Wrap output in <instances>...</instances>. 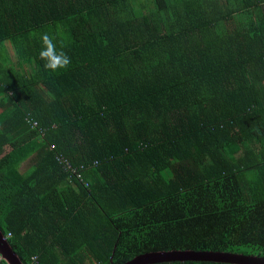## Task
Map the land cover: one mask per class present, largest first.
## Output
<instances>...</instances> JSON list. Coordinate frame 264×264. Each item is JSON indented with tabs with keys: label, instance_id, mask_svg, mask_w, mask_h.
<instances>
[{
	"label": "trees",
	"instance_id": "16d2710c",
	"mask_svg": "<svg viewBox=\"0 0 264 264\" xmlns=\"http://www.w3.org/2000/svg\"><path fill=\"white\" fill-rule=\"evenodd\" d=\"M43 32L67 69L43 67ZM0 45V231L22 264L264 258V0H0Z\"/></svg>",
	"mask_w": 264,
	"mask_h": 264
},
{
	"label": "water",
	"instance_id": "95a60500",
	"mask_svg": "<svg viewBox=\"0 0 264 264\" xmlns=\"http://www.w3.org/2000/svg\"><path fill=\"white\" fill-rule=\"evenodd\" d=\"M0 250H2V252H0L2 260L8 262V264H22L20 259L8 245L1 231ZM173 261H213L226 264H264V258L194 251H169L148 253L135 257L125 264H156Z\"/></svg>",
	"mask_w": 264,
	"mask_h": 264
},
{
	"label": "clouds",
	"instance_id": "9594fccd",
	"mask_svg": "<svg viewBox=\"0 0 264 264\" xmlns=\"http://www.w3.org/2000/svg\"><path fill=\"white\" fill-rule=\"evenodd\" d=\"M42 48L39 58L43 61V67L50 72H58L67 69L71 63L70 57L65 51L57 50L56 37L48 32L40 35Z\"/></svg>",
	"mask_w": 264,
	"mask_h": 264
},
{
	"label": "built area",
	"instance_id": "2783aa9c",
	"mask_svg": "<svg viewBox=\"0 0 264 264\" xmlns=\"http://www.w3.org/2000/svg\"><path fill=\"white\" fill-rule=\"evenodd\" d=\"M63 168H65L66 171H69L71 174H73L77 179H81V169L83 168H76V167H72L67 163H64ZM87 185V183H86ZM2 260L1 256H0V261Z\"/></svg>",
	"mask_w": 264,
	"mask_h": 264
},
{
	"label": "rangeland",
	"instance_id": "374dc122",
	"mask_svg": "<svg viewBox=\"0 0 264 264\" xmlns=\"http://www.w3.org/2000/svg\"><path fill=\"white\" fill-rule=\"evenodd\" d=\"M10 47L7 45V46H4V45H0V59H3L5 57L7 58H10ZM8 54L7 56H4L5 54ZM6 262V261H5ZM8 263V262H6Z\"/></svg>",
	"mask_w": 264,
	"mask_h": 264
},
{
	"label": "snow or ice",
	"instance_id": "6c2138e0",
	"mask_svg": "<svg viewBox=\"0 0 264 264\" xmlns=\"http://www.w3.org/2000/svg\"><path fill=\"white\" fill-rule=\"evenodd\" d=\"M0 252H2V250H0Z\"/></svg>",
	"mask_w": 264,
	"mask_h": 264
}]
</instances>
